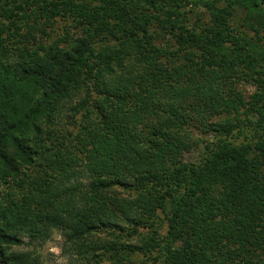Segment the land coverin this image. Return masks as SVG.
I'll list each match as a JSON object with an SVG mask.
<instances>
[{"label": "trees", "instance_id": "16d2710c", "mask_svg": "<svg viewBox=\"0 0 264 264\" xmlns=\"http://www.w3.org/2000/svg\"><path fill=\"white\" fill-rule=\"evenodd\" d=\"M124 226L164 264H264V0H0V264L54 230L126 264Z\"/></svg>", "mask_w": 264, "mask_h": 264}, {"label": "rangeland", "instance_id": "374dc122", "mask_svg": "<svg viewBox=\"0 0 264 264\" xmlns=\"http://www.w3.org/2000/svg\"><path fill=\"white\" fill-rule=\"evenodd\" d=\"M193 13L189 14V16H193L190 23L196 20V15L194 12L202 13L205 9L200 8L199 10L193 9ZM200 16V15H199ZM204 17V16H203ZM205 21H208V16L201 20V24ZM71 20L67 19H59L57 24L55 25V31L49 42H60L64 38L71 39L74 36L80 35V28L76 29L68 24H71ZM200 24V21H199ZM198 24V25H199ZM73 25V24H72ZM67 30L70 31V34L66 36ZM239 90L244 92L245 98L248 99L252 93L255 92V88L250 86L249 84H240L238 85ZM246 125V126H245ZM241 126V129L234 130L233 136L231 140L236 143L239 142H249L251 141L252 135L254 134V130L252 127H248L247 123ZM70 130H73V134H76L78 129H74V126L69 127ZM242 130V131H241ZM241 132V133H240ZM194 136L200 140V144L195 147L190 153H187L186 160L192 162H199L202 157L206 154L207 144H213L217 141L216 133L213 131H203L200 127H195L193 129ZM89 179L84 178V182L87 184ZM6 191V189H4ZM116 192L120 197L129 196V191L125 190L122 187H117ZM161 217V225H163L162 236L166 235L167 226L166 220L164 219L163 214H159ZM160 225V224H159ZM124 230V231H123ZM142 235L147 234L148 229H140ZM133 231V228L130 226H124V229H115L112 233L122 234L124 235V244H120V253L123 255H127V260L124 261L126 264H164L163 261L155 259L156 252H153V255L144 254L138 247L141 239L136 235L130 234ZM112 239V236H108V234L102 233L101 236L95 237L94 243H98V239ZM100 245V244H98ZM118 248V249H119ZM14 250L24 253H30L32 257H37L40 261V264H112L113 262L110 260V251H99L97 254L91 255L89 257L82 258L79 255V247L71 244L66 236L63 235L61 231L54 230L51 237L47 240H33L31 238H24V245L21 247H15Z\"/></svg>", "mask_w": 264, "mask_h": 264}]
</instances>
